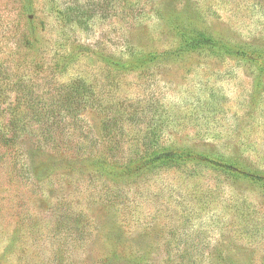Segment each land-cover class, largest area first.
<instances>
[{
    "label": "rangeland",
    "instance_id": "374dc122",
    "mask_svg": "<svg viewBox=\"0 0 264 264\" xmlns=\"http://www.w3.org/2000/svg\"><path fill=\"white\" fill-rule=\"evenodd\" d=\"M22 4L0 0V123L14 134L0 141V264H264L262 184L196 161L119 172L155 146L264 172V70L237 53H175L177 24L264 47V0ZM149 52L168 53L139 65ZM78 79L97 102L76 117L45 105L49 126L22 105L24 90L49 102ZM102 155L114 172L85 165Z\"/></svg>",
    "mask_w": 264,
    "mask_h": 264
},
{
    "label": "trees",
    "instance_id": "16d2710c",
    "mask_svg": "<svg viewBox=\"0 0 264 264\" xmlns=\"http://www.w3.org/2000/svg\"><path fill=\"white\" fill-rule=\"evenodd\" d=\"M31 2L32 0H23L22 10L26 13L30 12ZM175 31L180 36V43L175 53L197 52L199 50H211L214 53L222 52L226 54L237 53L240 58L250 60L257 65L259 70H264V47L253 46L247 43L232 42L226 37L213 32L188 29L181 24L175 25ZM28 41L30 40L28 39ZM166 53L168 52H149L137 61H139V65L146 64L149 61L166 55ZM131 63H133V60L128 62V64H124V69L131 70L133 67H138L130 65ZM7 71V67L0 64V110H2V104L5 101V98H3V95L5 94L3 91L2 75L5 76V74L8 73ZM19 86L21 85L19 84ZM81 90L84 92L81 93ZM95 96L91 85L86 83L85 80L78 79L72 83H67L66 85L61 83L59 85V90L50 96L49 102L46 99V101H43L42 99L38 100L37 97L34 96L33 91L29 89L27 91L24 90L22 92V105L28 106L30 111V106L33 107V105L38 104V107L41 109H38L37 111L42 114V121H45V123H48L49 126H51L53 117L49 109H46L45 105L51 107V110L53 107L58 106L60 111L59 116L63 112L71 115V117H76V115L80 114L82 109L91 106L94 107L97 102ZM115 117L116 116H110L104 127V129H106V135L110 136V139L115 136L116 131H118V128L113 126V119H115ZM122 128L123 127L120 129L123 130ZM13 138L14 134L9 135V132L0 123V141L5 142V144H10ZM189 161H196V163L203 164L204 166L217 170L225 175L235 178H244L264 186V172L259 169L252 170L245 168L247 166L243 164L238 157L228 155L224 152L219 154L218 157H213L202 151H194L192 148L182 149L155 146L152 150L147 149L141 156L132 158L131 161L125 165L116 161H109L107 160V156L105 157L103 155L95 156L94 159L85 162V165L91 168L92 171L112 173L114 172V168H116L115 166L120 164L119 167H121V170L119 172L133 177L135 174L145 170L160 168L168 164L178 165L179 163Z\"/></svg>",
    "mask_w": 264,
    "mask_h": 264
}]
</instances>
